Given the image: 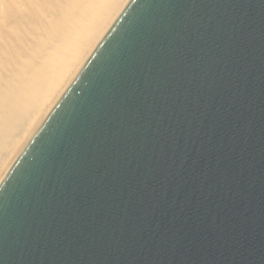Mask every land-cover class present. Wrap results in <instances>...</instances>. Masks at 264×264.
<instances>
[{
	"label": "water",
	"instance_id": "1",
	"mask_svg": "<svg viewBox=\"0 0 264 264\" xmlns=\"http://www.w3.org/2000/svg\"><path fill=\"white\" fill-rule=\"evenodd\" d=\"M0 264H264V0H129L0 182Z\"/></svg>",
	"mask_w": 264,
	"mask_h": 264
},
{
	"label": "bare ground",
	"instance_id": "2",
	"mask_svg": "<svg viewBox=\"0 0 264 264\" xmlns=\"http://www.w3.org/2000/svg\"><path fill=\"white\" fill-rule=\"evenodd\" d=\"M128 2L0 0V182Z\"/></svg>",
	"mask_w": 264,
	"mask_h": 264
},
{
	"label": "rangeland",
	"instance_id": "3",
	"mask_svg": "<svg viewBox=\"0 0 264 264\" xmlns=\"http://www.w3.org/2000/svg\"><path fill=\"white\" fill-rule=\"evenodd\" d=\"M21 145L18 147V149L16 150L15 154H17V152L19 151ZM14 154V155H15ZM16 156V155H15ZM13 159V158H12ZM12 159L9 160V162L7 163V165L3 168V170L0 173V179L3 177L4 173H5V169H7V167L9 166V164L11 163Z\"/></svg>",
	"mask_w": 264,
	"mask_h": 264
}]
</instances>
